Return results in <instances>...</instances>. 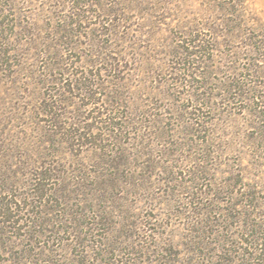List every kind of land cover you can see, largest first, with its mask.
<instances>
[{
  "label": "rangeland",
  "instance_id": "1",
  "mask_svg": "<svg viewBox=\"0 0 264 264\" xmlns=\"http://www.w3.org/2000/svg\"><path fill=\"white\" fill-rule=\"evenodd\" d=\"M0 264H264V0H0Z\"/></svg>",
  "mask_w": 264,
  "mask_h": 264
}]
</instances>
